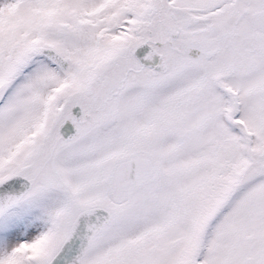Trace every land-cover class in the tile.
Returning a JSON list of instances; mask_svg holds the SVG:
<instances>
[{
    "label": "snow or ice",
    "instance_id": "snow-or-ice-1",
    "mask_svg": "<svg viewBox=\"0 0 264 264\" xmlns=\"http://www.w3.org/2000/svg\"><path fill=\"white\" fill-rule=\"evenodd\" d=\"M0 264H264V0H0Z\"/></svg>",
    "mask_w": 264,
    "mask_h": 264
}]
</instances>
